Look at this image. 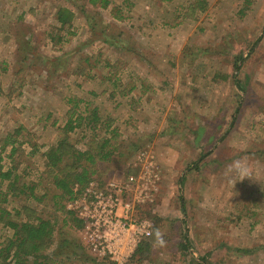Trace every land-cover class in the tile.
<instances>
[{"label": "rangeland", "instance_id": "1", "mask_svg": "<svg viewBox=\"0 0 264 264\" xmlns=\"http://www.w3.org/2000/svg\"><path fill=\"white\" fill-rule=\"evenodd\" d=\"M108 1L0 0V147L7 135L18 145L11 159L0 150L1 164L25 186L7 210L54 217L43 154L69 118L95 112L94 130L67 133L94 150L115 132L92 179L135 172L142 150L161 172L138 213L150 249L126 264H264V0ZM11 233L0 224V241ZM86 251L64 264H111Z\"/></svg>", "mask_w": 264, "mask_h": 264}, {"label": "trees", "instance_id": "2", "mask_svg": "<svg viewBox=\"0 0 264 264\" xmlns=\"http://www.w3.org/2000/svg\"><path fill=\"white\" fill-rule=\"evenodd\" d=\"M86 1L100 7H106L109 4L108 0ZM71 17L72 12L65 7L59 8L56 12V20L61 28L69 25ZM103 42L109 43L107 39ZM238 67L239 65H236V69ZM239 89L244 87L239 86ZM95 122H98L95 112L77 115L73 119L69 118L62 130L63 135L43 154L45 173L50 178L53 190L50 193V199L54 205L52 218L48 215L19 218V211L15 210L13 214L7 210L5 202L9 193L12 191L23 193L25 186L24 184L21 188L15 186L19 176L11 165L4 168L1 164L4 158L0 156V224L12 230L8 238L0 241V264H64V261L69 259L87 260L89 258L85 245L70 232L71 228L81 229L82 221L72 211L67 210L63 202H68L77 196L92 179L95 172L92 166L96 162L108 160L117 149V146L112 143L115 140V132L98 140L94 150L93 148L79 150L69 142L68 132L81 130V123L84 124L85 131H92L95 129ZM7 145L9 153L4 157L11 159L18 150L13 136L7 135L4 138L0 147L1 152L6 150ZM75 186L78 187L77 191L74 189ZM30 196L39 199L32 192ZM45 196L46 194L42 197ZM180 200L181 209L184 212L183 198L181 197ZM58 211L62 213L61 218L55 216ZM151 236L139 244L134 256L142 258L147 255ZM187 246L188 243L183 244L185 249Z\"/></svg>", "mask_w": 264, "mask_h": 264}, {"label": "built area", "instance_id": "3", "mask_svg": "<svg viewBox=\"0 0 264 264\" xmlns=\"http://www.w3.org/2000/svg\"><path fill=\"white\" fill-rule=\"evenodd\" d=\"M131 164L135 172L120 180L91 179L66 204L82 221L81 241L97 261L126 264L152 234L150 220L138 213L155 201L161 172L148 150L138 152Z\"/></svg>", "mask_w": 264, "mask_h": 264}, {"label": "clouds", "instance_id": "4", "mask_svg": "<svg viewBox=\"0 0 264 264\" xmlns=\"http://www.w3.org/2000/svg\"><path fill=\"white\" fill-rule=\"evenodd\" d=\"M236 168H237V170H239V169H240L239 162H236Z\"/></svg>", "mask_w": 264, "mask_h": 264}]
</instances>
